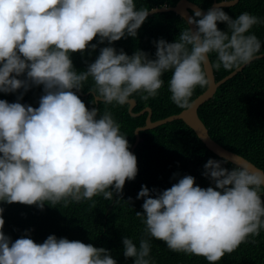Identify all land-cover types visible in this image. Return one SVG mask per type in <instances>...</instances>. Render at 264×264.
Returning <instances> with one entry per match:
<instances>
[{"label": "clouds", "instance_id": "1", "mask_svg": "<svg viewBox=\"0 0 264 264\" xmlns=\"http://www.w3.org/2000/svg\"><path fill=\"white\" fill-rule=\"evenodd\" d=\"M148 14L137 10L134 0H0V92L43 86L38 107L20 103L23 93L17 102L0 99V202L42 210L45 203L67 206L69 200L99 194L111 200L108 189L120 197L126 180L135 178L137 158L120 125L107 110L97 118L98 108H87L76 94L89 76L98 101L123 105L138 91L147 93L144 100L155 97L164 83L162 74L171 70V100L185 108L195 87L207 83L202 65L210 52L217 53V68L229 69L250 63L261 50V41L245 33L264 21L247 11L233 19L212 7L195 10L187 20L195 30H183L179 40H154V59L142 50L117 52L112 43L136 37ZM218 21L226 23L230 36L218 29ZM96 37L109 46L100 48L78 74L70 55L95 50L97 44L90 42ZM226 162L209 158L203 165L202 175L215 187H200L188 174L162 191L141 185L136 199L144 198L143 212L135 214L143 217L146 235L209 264L259 235L264 201L258 190L264 172L228 170L222 167ZM3 212L0 206V264H117L104 247L54 234L36 243L29 238L31 230H25L12 241L3 232ZM122 244L124 257H133V264H153L147 239L137 248L123 236Z\"/></svg>", "mask_w": 264, "mask_h": 264}, {"label": "trees", "instance_id": "2", "mask_svg": "<svg viewBox=\"0 0 264 264\" xmlns=\"http://www.w3.org/2000/svg\"><path fill=\"white\" fill-rule=\"evenodd\" d=\"M178 0H134L136 9L148 10L154 7L174 5ZM200 7L207 9L213 0H190ZM231 18L235 19L241 12H249L264 21V0H238L235 4L221 7ZM194 15V11H192ZM198 19V18H197ZM221 31L228 32L225 22H217ZM189 28L187 21L172 10L154 12L147 16L142 26L137 30L136 37L126 36L114 41L113 46L117 52L121 49L132 55L136 50H142L150 59L155 58L154 40L163 38L171 43L179 40V33ZM254 34L261 41V50L264 52V23L253 25L245 35ZM98 37L90 44H97L95 50L86 49L83 53H71L73 67L79 74L86 70L87 65L99 55L102 47L109 46L107 40L98 43ZM191 49V46H188ZM215 79L218 80L238 65L225 69L219 63L217 53L208 54ZM203 67V65H202ZM204 70V69H203ZM171 70L162 74L163 86L155 97L142 99L145 92H135L129 97L135 99L133 111H139L148 106L151 108V119L165 117L179 112L178 107L171 100L169 80ZM24 79L22 75L19 77ZM94 81L91 76L83 82V88L76 92L79 98L91 109L98 108L99 115L105 110L112 114L113 119L120 125V132L128 140L131 147L134 142V129L143 125L147 112L133 116L128 111V103L121 105L115 101L105 104L102 100L95 103L94 95L90 91ZM207 86L197 85L193 90L189 103ZM75 91V90H74ZM23 93L19 100L22 104L38 107L39 98L43 95V86H31L27 91L23 88L15 93L0 92V99L8 102H17V97ZM198 116L208 128L210 136L224 147L233 150L257 166L264 169V56L254 58L240 71L223 81L215 90L213 96L198 107ZM140 139L134 149L137 158L138 172L133 180H126L122 195L117 196L114 189L113 199L107 200L103 194L94 196L91 200L79 202L69 200L67 206L61 201L55 206L44 204L41 210L36 205L20 203L3 206L5 221L3 232L12 241L31 230L29 238L36 243H42L48 235L54 234L57 238L79 240L90 243L95 247H104L117 264H133L134 258L123 255L122 237L127 236L133 240L137 248L142 238L150 244L149 259L153 264H209L202 256L175 252L170 250L163 241L156 240L145 233L143 217H137L135 212H143V199H136L141 185L150 190H164L176 183L183 175L195 177V184L207 188L215 187L211 180L202 175L203 165L209 158L223 160L209 150L196 133L181 119H173L152 128L139 131ZM129 147V149H130ZM227 160V159H226ZM222 167L231 170L240 168L227 160ZM173 173H178L173 176ZM264 201V187L259 190ZM151 195H154L150 192ZM131 201L128 202V198ZM252 241H255L253 243ZM216 264H264V228L257 236H249L231 254H225Z\"/></svg>", "mask_w": 264, "mask_h": 264}, {"label": "water", "instance_id": "3", "mask_svg": "<svg viewBox=\"0 0 264 264\" xmlns=\"http://www.w3.org/2000/svg\"><path fill=\"white\" fill-rule=\"evenodd\" d=\"M237 1L238 0H213L211 5L207 9H204V8L200 7L198 4H196L190 0H178L174 5L163 4L162 6L154 7V8L148 9L146 11H149L148 15H150L154 12L172 10L176 14H179L181 17H183L187 21L188 17L193 15L192 11L200 9L203 12H206L209 8L229 6V5L235 4ZM187 23H188V21H187ZM188 26H189V28L193 29V31L195 30V25L188 24ZM261 56H264V52L256 53L254 55V58L261 57ZM245 65H247V64L238 65L233 70H231L229 73H227L226 75H224L220 79L216 80L215 75H214V71H213V67H212L210 58L208 56V58L203 63V69L205 71L206 80H207L206 88L201 93H199L188 104V107L181 109L179 112H176V113H173V114H170V115H167L165 117L158 118L155 120L151 119L152 110L148 106L142 108L139 111H136V112L133 111V108L136 104L135 99L133 97H128L126 102L128 103V111L131 115L137 116L139 114L147 112L144 124L137 126L134 129L135 138H134V142L132 143L129 151L134 153V149H135V147H136V145L140 139V135H139L140 130L152 128V127H155V126L160 125L162 123H165L167 121H171L173 119H181L183 122H185V124H187L196 133V135L205 144V146L209 150H211L213 153H215L216 155L233 162L234 164H236L239 167H248L249 170H251V171L264 172L263 168L257 166L251 160L247 159L243 155H241V154H239L233 150L228 149L227 147H224L219 142H217L215 139H213L209 134L208 128L203 123V121L200 119V117L198 116V112H197L198 107L203 102H205L206 100H208L209 98H211L213 96L216 88L223 81H225L226 79L233 76L236 72L240 71ZM94 99H95V103L97 104L98 98H96L95 95H94Z\"/></svg>", "mask_w": 264, "mask_h": 264}]
</instances>
